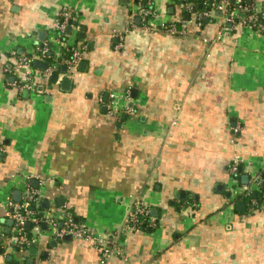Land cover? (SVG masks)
<instances>
[{"label": "crops", "instance_id": "obj_1", "mask_svg": "<svg viewBox=\"0 0 264 264\" xmlns=\"http://www.w3.org/2000/svg\"><path fill=\"white\" fill-rule=\"evenodd\" d=\"M232 1L202 20L184 0H0V264H264V25ZM63 11L78 63L54 81L35 60L21 86ZM38 189L40 213L117 233L109 252L45 222L18 249L8 203Z\"/></svg>", "mask_w": 264, "mask_h": 264}, {"label": "built area", "instance_id": "obj_2", "mask_svg": "<svg viewBox=\"0 0 264 264\" xmlns=\"http://www.w3.org/2000/svg\"><path fill=\"white\" fill-rule=\"evenodd\" d=\"M240 2L241 0H237ZM185 8L187 10H191V2H183ZM215 8L218 10L225 9L227 6V0H218L216 4H214ZM237 12H241L242 6L240 4L235 8ZM139 13L143 17H147L151 11L144 7H139ZM197 13V12H196ZM209 11H203L201 15H208ZM247 14V15H246ZM246 14L243 15L241 13L240 16H243L242 22L246 25H255L261 26L260 23L257 22L259 18V14L264 16V4L258 6L255 10L246 11ZM198 15V13H197ZM71 15L69 11H63L59 14V16L54 20L53 26V34H55V44L51 42V46L47 49L36 48L32 50V52L21 55L18 61L20 65L21 73L19 77V84L29 89L36 90L37 82L34 79L33 73L30 71L32 68V63L35 60H43L45 62V67L41 68L37 75L40 76L41 79H49L53 74L57 76V72L59 71L60 66H65L66 71L64 74H69V72L75 67L78 63L81 51L85 48L84 44H75L73 40L70 38L68 33V29L73 28L74 24L71 19ZM56 46L57 51H53L52 47ZM51 52V60L49 61V53ZM64 54H68L65 56ZM127 109L131 112L132 108L130 106ZM229 170L235 174L237 170V165L235 163L231 164ZM258 184L260 187H264V180H258ZM232 192H235V189H231ZM40 194V190L26 192L24 198L18 202L10 201L8 203V211L10 217L13 221V231L14 235L12 238L15 243L18 245V249H25L32 243L37 240V234L35 230L38 229L39 224L41 222H45L48 224L49 229L52 235H56L57 237H62L64 234L68 233L73 238H82L88 241H91L95 247L104 253L109 252V248L111 244L117 239V233H96L93 232L90 228H88L85 224L76 221L69 212L63 211L59 215L51 214L49 212L40 213L37 210L30 208V204L32 206L37 202V197ZM255 201L252 200V204ZM147 215V210L145 206L136 200L133 202L131 210H129L126 218H125V228L132 229L139 226ZM60 220L61 226L57 225V221ZM26 222L29 223L31 227V232H27L25 229Z\"/></svg>", "mask_w": 264, "mask_h": 264}, {"label": "trees", "instance_id": "obj_3", "mask_svg": "<svg viewBox=\"0 0 264 264\" xmlns=\"http://www.w3.org/2000/svg\"><path fill=\"white\" fill-rule=\"evenodd\" d=\"M190 1L191 2V8L193 11L198 12V16L200 17V19L203 20V16L201 15V13L203 11H209L210 9L215 8L214 4H216L218 2V0H184V2ZM240 4L242 6L241 9V13H243V15L246 14V11L248 12L249 10H252L251 4H252V0H241L240 2H238L237 0H234L232 2H228V8H236L237 5ZM217 10V9H216ZM247 15V14H246ZM258 23H260L261 25H264V16H261L259 14V18L257 20ZM49 55V61L51 60V52L48 54ZM65 56H67L68 54H64ZM34 63V62H33ZM260 175L262 176V179L264 180V169L261 170ZM261 192L260 191H255L253 194L255 195L254 198L256 200H258L259 202L262 200L263 196H264V187H261ZM30 208L36 210V206H32V204H30ZM57 222H59L57 225L60 226V224L62 223L60 220H58ZM27 232H31V227H27L25 228ZM18 247V245H17ZM27 249V248H25Z\"/></svg>", "mask_w": 264, "mask_h": 264}, {"label": "water", "instance_id": "obj_4", "mask_svg": "<svg viewBox=\"0 0 264 264\" xmlns=\"http://www.w3.org/2000/svg\"><path fill=\"white\" fill-rule=\"evenodd\" d=\"M42 33H43V32H42ZM42 35H43V34H42ZM40 38H42V37H40ZM49 46H51V42H49ZM37 63H39V62H37ZM39 65L42 66V67H45V63H39ZM62 69H63V67H62ZM51 79L55 81V80H56V75L53 74V75L51 76ZM69 82H70L69 79H67V78H63V79H61V81H60V86H61L62 88H66L67 85L69 84ZM242 177L245 179V175H243ZM13 197H14L15 200H19V197H20V193H19V191H15V192L13 193ZM43 203H46V201H42V204H43ZM237 204H238V205H243L242 202H238ZM28 226H29V223L26 222V224H25V228H27ZM67 237H70V236L67 235ZM30 250H31V252H34V251H35V247H31ZM27 261H28V263L31 262L30 259H28ZM14 263H15V262H14Z\"/></svg>", "mask_w": 264, "mask_h": 264}, {"label": "rangeland", "instance_id": "obj_5", "mask_svg": "<svg viewBox=\"0 0 264 264\" xmlns=\"http://www.w3.org/2000/svg\"><path fill=\"white\" fill-rule=\"evenodd\" d=\"M55 37H56L55 34L49 33V40L53 42V45L55 44ZM52 49L54 52L57 51L56 46H53ZM30 51H31V48L28 50V52H30ZM232 186H233L232 182H229L228 187H232ZM232 188H234V187H232Z\"/></svg>", "mask_w": 264, "mask_h": 264}]
</instances>
